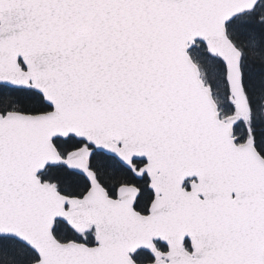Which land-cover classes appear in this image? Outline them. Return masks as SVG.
<instances>
[{
  "label": "snow or ice",
  "instance_id": "1",
  "mask_svg": "<svg viewBox=\"0 0 264 264\" xmlns=\"http://www.w3.org/2000/svg\"><path fill=\"white\" fill-rule=\"evenodd\" d=\"M0 264H264V0H0Z\"/></svg>",
  "mask_w": 264,
  "mask_h": 264
}]
</instances>
